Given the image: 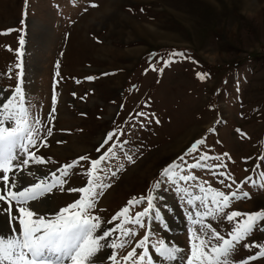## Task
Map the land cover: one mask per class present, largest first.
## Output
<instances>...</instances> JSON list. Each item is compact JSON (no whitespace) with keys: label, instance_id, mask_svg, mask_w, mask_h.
Listing matches in <instances>:
<instances>
[{"label":"rangeland","instance_id":"rangeland-1","mask_svg":"<svg viewBox=\"0 0 264 264\" xmlns=\"http://www.w3.org/2000/svg\"><path fill=\"white\" fill-rule=\"evenodd\" d=\"M164 59L172 62L164 67ZM18 74L30 115L52 128L48 147L37 153L45 163L30 161L12 170L20 187L49 173L60 177L57 169L80 155L97 157L95 148L119 125L124 131L116 135L128 143L96 176L97 185H104L96 201L103 217L147 195L161 168L196 139L205 141L206 164L218 163L212 159L217 156L224 163L222 169L194 170L197 183L237 193L225 212H264V0H0V101L15 90ZM221 170L231 176L228 188L218 178ZM75 171L65 179L84 186L83 170ZM194 194L200 195L195 189ZM73 195L79 196L53 187L29 204L50 215L46 206H66ZM154 204L161 218L150 213L146 229L136 226L138 236L149 232L153 264H164L151 251L156 240L179 246L171 264H185L188 206L167 183L156 191ZM143 206L146 202L130 214ZM195 206L203 211L198 202ZM15 208L14 202L0 201V234L18 230V221L8 222L10 212L18 216ZM212 224L225 235L231 228L226 221ZM253 242L264 244V221L235 246L234 259L255 254V248L242 246ZM126 250L117 249L118 255ZM250 264H264V258Z\"/></svg>","mask_w":264,"mask_h":264},{"label":"snow or ice","instance_id":"snow-or-ice-1","mask_svg":"<svg viewBox=\"0 0 264 264\" xmlns=\"http://www.w3.org/2000/svg\"><path fill=\"white\" fill-rule=\"evenodd\" d=\"M20 23L23 24L24 21L21 20ZM23 43L24 41L21 40L20 44ZM16 52L19 56L20 49L17 48ZM171 55L175 57L180 53ZM170 62L172 61L164 59L163 66L167 67ZM197 75L198 78H202L200 74ZM87 79L91 80L92 77ZM55 104L56 96L53 94V113ZM137 114L143 115L142 112ZM49 119H54L52 113H49ZM117 130L121 133L124 131L118 125L102 138V142L95 148L99 154L97 157L80 155L57 169L61 173L60 177L55 173H49L35 184L20 187L12 170L19 171L27 167L30 161L45 163L42 156L37 153L40 146L48 147L45 141L52 135V128H45L39 118L30 115L18 74L15 90L0 101V173H2L0 179L3 181L0 201L9 205L15 203V212L18 216L13 218L10 212L8 222L11 225L14 221H18L19 228L17 230L12 227L7 235L0 234V264H97V262L104 264L105 260L109 264H153L154 257L149 254V232L145 230L141 236H138L136 226L146 229L143 221L150 213H154L157 220L161 218L162 213L155 206L154 200L156 191L164 183L173 186L181 203L188 206L185 210L188 212L187 219L190 224L187 230L189 252L185 264H250L251 261L264 258V244L257 246L253 242L243 243L242 246L245 250L255 248V254L241 258L239 261L234 259L235 246L246 240L258 221H264V212L237 210L225 212L237 193L232 191L226 193L213 187L205 188L197 183L194 170L206 168L212 171L224 167L223 160L219 156L212 158L218 163L211 165L205 163L210 157L201 150L205 146V141L201 139H196L186 151L161 168L155 183L147 189V195L132 197L125 206L111 215L110 219L100 215L99 213L105 210L98 209L96 201L102 195V191L98 188L104 185H97L96 176L103 172L102 165L115 156V150L123 151L122 145L128 143L120 140L116 135ZM213 131L214 129H209L210 133ZM127 158L131 159V157ZM189 159L193 162H189ZM77 168L83 170L81 175L86 178L84 186H73L69 179H65L75 176ZM112 175L115 176V173ZM219 177H223L220 183L228 188L226 181L230 180L231 176L221 170L218 173ZM65 184L69 185L66 189ZM53 187H59L69 193H78L79 196L69 197L72 202L67 203L66 206L58 208L46 206L43 211L51 214H41V210L33 208L29 201L38 200ZM12 188L17 190L13 191ZM194 189L198 190L200 195H195ZM242 195L247 197L248 193L243 192ZM145 202L146 206H143L142 210L135 211L134 215L130 214L134 208L144 205ZM197 202L203 211L195 206ZM93 210L98 214H93ZM213 220L226 221L231 226L226 235L217 230L218 224L213 225ZM114 221H118L115 227L105 226L111 225ZM197 226L198 231L194 234V227ZM209 240L214 242L209 244ZM126 247L128 250L118 255L117 249L124 250ZM151 251L164 264L176 261L181 253L179 246H166L161 240L152 243Z\"/></svg>","mask_w":264,"mask_h":264}]
</instances>
